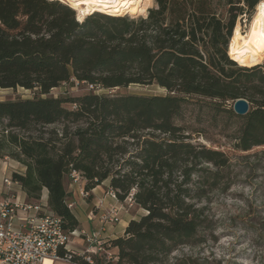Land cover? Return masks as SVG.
Here are the masks:
<instances>
[{"label": "trees", "instance_id": "1", "mask_svg": "<svg viewBox=\"0 0 264 264\" xmlns=\"http://www.w3.org/2000/svg\"><path fill=\"white\" fill-rule=\"evenodd\" d=\"M260 1L228 0L225 19L213 0H155L145 17L95 11L80 21L60 1L0 0V88L34 91L0 101V158L26 167L13 181L30 204L41 203L47 189L48 208L68 232L79 228L66 187L73 171L84 178L88 200L108 180L119 201L131 198L146 211L104 244L118 249L115 262L86 252L72 254L73 264H203L171 257L205 241L200 204L227 182L230 159L194 142L203 131L183 122L190 110L200 122L207 112L235 149L264 146V62L241 66L228 53L238 17ZM71 81L87 92L50 95ZM136 85L166 94L113 93ZM240 98L250 105L245 115L234 111Z\"/></svg>", "mask_w": 264, "mask_h": 264}, {"label": "rangeland", "instance_id": "2", "mask_svg": "<svg viewBox=\"0 0 264 264\" xmlns=\"http://www.w3.org/2000/svg\"><path fill=\"white\" fill-rule=\"evenodd\" d=\"M213 2L218 15L224 19L227 18L228 0H213ZM155 6L156 2L152 0L142 14L123 15L131 18L145 17L148 10ZM76 13L78 16V11ZM256 13L257 7L250 15L245 14L238 17L236 24L241 25L244 34L249 30ZM263 62L264 57L261 63ZM86 88L87 85L84 83L71 81L54 89L50 95L79 96L87 92ZM98 92L108 93V91ZM113 93L165 95L166 91L156 85H136L117 88ZM33 96L34 91L21 87L0 88V101L26 99ZM198 112L188 111L183 123L193 129L203 131L202 135L198 132L193 134L194 142L213 149H220L229 157L230 165L225 171L227 182L221 188L210 192L200 204L204 207L208 218L206 227L202 231L205 241L197 246L183 247L175 251L171 262L175 257L191 256L199 259L203 264H264V146H257L249 151L235 149L234 141L226 137L220 128L212 125L211 115L207 112L203 113L200 115L202 119L200 122L197 117ZM236 127L237 125L230 128L229 133H235ZM134 208L135 206H131L128 202L122 203V210L139 216Z\"/></svg>", "mask_w": 264, "mask_h": 264}, {"label": "built area", "instance_id": "3", "mask_svg": "<svg viewBox=\"0 0 264 264\" xmlns=\"http://www.w3.org/2000/svg\"><path fill=\"white\" fill-rule=\"evenodd\" d=\"M60 1L71 6L67 0ZM4 183L8 187L18 184L11 177L5 178ZM70 183L80 188L84 198L90 195V192L84 189L85 180L79 172H71ZM106 195L121 202L113 190H108ZM124 202H128L131 206L134 205L131 198ZM72 206L69 204V207ZM95 207L101 210L99 221L103 227L121 221L122 206H105V199L100 198ZM21 213L25 216L21 217ZM75 235L76 231H66L62 219L43 203L30 204L17 199H5L0 202V264H48L47 260L71 262L72 254H85L86 252L107 253L108 258L113 260V255L104 246L106 241L99 238L100 233H93L87 237L88 242L94 243L88 250H80L71 246L72 237ZM62 251L69 253L62 256ZM86 260L92 262L89 256H86Z\"/></svg>", "mask_w": 264, "mask_h": 264}, {"label": "crops", "instance_id": "4", "mask_svg": "<svg viewBox=\"0 0 264 264\" xmlns=\"http://www.w3.org/2000/svg\"><path fill=\"white\" fill-rule=\"evenodd\" d=\"M26 171V167L20 162L11 159V158H0V202L5 199L11 200H19L24 203H29L27 201V195L23 191L20 184H14L11 187H8L4 183L5 178H12L14 172H18L20 174H24ZM66 187L70 194L68 204H72L70 207L77 219L79 220V228L76 230V235L72 237L71 246L80 249V250H88L91 248L94 243L88 242L87 237L91 236L93 233H100L99 238L103 241L113 240L125 235V231L130 221L133 219H137L142 215L146 214V211L142 208L135 206L134 213H131L126 210L120 211L121 221L114 225H106L102 226L99 221V216L101 214V210L95 207L97 200L100 198L105 199V206H122V203L110 198V196L106 195V192L109 190V181H105L102 185L96 187L92 190L91 195L92 200H88L84 198L80 192V188L77 185H71L70 179H66ZM41 203L48 206V190H43V197ZM21 217H24V213L20 214ZM93 216H95L93 218ZM91 217L93 219H91ZM109 253L113 255V261L117 260L118 249L111 248L108 250ZM52 264H73L70 261L58 260L53 262Z\"/></svg>", "mask_w": 264, "mask_h": 264}, {"label": "bare ground", "instance_id": "5", "mask_svg": "<svg viewBox=\"0 0 264 264\" xmlns=\"http://www.w3.org/2000/svg\"><path fill=\"white\" fill-rule=\"evenodd\" d=\"M76 11L78 18H84L95 11L109 14H142L152 0H67ZM264 31V0L257 6V13L246 34L242 32L241 25L237 24L229 44L228 53L231 58L241 66H254L261 63L264 57V40L260 33ZM48 264L52 261L47 260Z\"/></svg>", "mask_w": 264, "mask_h": 264}, {"label": "water", "instance_id": "6", "mask_svg": "<svg viewBox=\"0 0 264 264\" xmlns=\"http://www.w3.org/2000/svg\"><path fill=\"white\" fill-rule=\"evenodd\" d=\"M250 105L246 99L240 98L234 103V111L238 115H245L249 112Z\"/></svg>", "mask_w": 264, "mask_h": 264}, {"label": "snow or ice", "instance_id": "7", "mask_svg": "<svg viewBox=\"0 0 264 264\" xmlns=\"http://www.w3.org/2000/svg\"><path fill=\"white\" fill-rule=\"evenodd\" d=\"M261 40H264V31L260 33Z\"/></svg>", "mask_w": 264, "mask_h": 264}]
</instances>
